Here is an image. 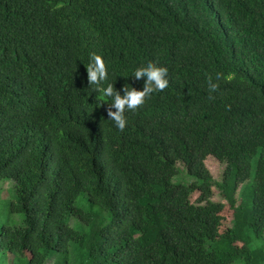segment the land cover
I'll list each match as a JSON object with an SVG mask.
<instances>
[{
	"label": "trees",
	"instance_id": "1",
	"mask_svg": "<svg viewBox=\"0 0 264 264\" xmlns=\"http://www.w3.org/2000/svg\"><path fill=\"white\" fill-rule=\"evenodd\" d=\"M93 52L121 96L143 90L136 69H168L122 132L88 83ZM8 180L21 219L0 224V264H264V0H0Z\"/></svg>",
	"mask_w": 264,
	"mask_h": 264
},
{
	"label": "clouds",
	"instance_id": "2",
	"mask_svg": "<svg viewBox=\"0 0 264 264\" xmlns=\"http://www.w3.org/2000/svg\"><path fill=\"white\" fill-rule=\"evenodd\" d=\"M87 80L90 86H95V91L101 94V98H110L111 104L107 109V116L110 121L114 122L116 128L121 132L124 131L128 124L125 117V111H136L142 108L154 91L162 92L169 86L168 69L166 67H158L156 64L149 63L147 67H141L134 71L136 79L146 77V83L142 91L125 85L123 88L124 95L116 91L113 83H107L106 88L102 85L108 80V68L103 57L95 52L90 55V62L87 67ZM223 78L222 73H216L215 80ZM209 100L215 97L211 93H215L219 89V84L213 83V77L207 76ZM112 109H115L113 111ZM259 244V242H257Z\"/></svg>",
	"mask_w": 264,
	"mask_h": 264
},
{
	"label": "rangeland",
	"instance_id": "3",
	"mask_svg": "<svg viewBox=\"0 0 264 264\" xmlns=\"http://www.w3.org/2000/svg\"><path fill=\"white\" fill-rule=\"evenodd\" d=\"M206 166L208 169L211 171V174L214 176L215 179H221L222 173L224 171V167L219 164L217 161H215L213 158L209 157L206 160ZM179 169L181 170L180 174L177 176L178 180L177 182L181 183H186L188 184L189 182H192L194 179L191 178L190 176H187V174L183 171V167L179 166ZM177 179V178H176ZM9 185L12 183V181H4L0 183V224L2 223H7V224H17L21 219V217H13L12 215L8 214V202L12 197L11 192L6 188L5 185ZM254 181L253 177L250 178L241 188L240 190V197L246 201H250L251 199V192H252V187H253ZM1 186H4V191H2ZM199 196H195L197 199ZM194 198V199H195ZM212 200L214 202H221V203H226L225 199L222 198V195L219 194V191L216 188H213V198ZM241 202V199L238 200V203ZM224 221L223 224L220 228V232H224L226 229L232 226L233 220H232V210L228 207L225 208L224 212ZM74 224V223H72ZM79 229V227H77ZM1 264H4L3 260ZM8 264H11V260H8Z\"/></svg>",
	"mask_w": 264,
	"mask_h": 264
}]
</instances>
